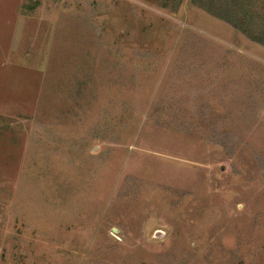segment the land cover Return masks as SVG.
Segmentation results:
<instances>
[{"label": "rangeland", "instance_id": "374dc122", "mask_svg": "<svg viewBox=\"0 0 264 264\" xmlns=\"http://www.w3.org/2000/svg\"><path fill=\"white\" fill-rule=\"evenodd\" d=\"M173 7L0 0V264H264V47Z\"/></svg>", "mask_w": 264, "mask_h": 264}, {"label": "trees", "instance_id": "16d2710c", "mask_svg": "<svg viewBox=\"0 0 264 264\" xmlns=\"http://www.w3.org/2000/svg\"><path fill=\"white\" fill-rule=\"evenodd\" d=\"M162 8L174 11L183 0H161ZM193 6L230 24L250 41L264 47V0H191Z\"/></svg>", "mask_w": 264, "mask_h": 264}]
</instances>
